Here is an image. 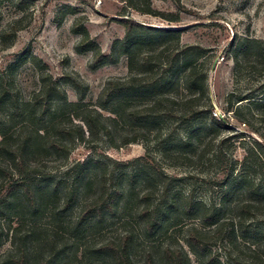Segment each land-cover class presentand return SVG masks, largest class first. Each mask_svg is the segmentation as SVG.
Masks as SVG:
<instances>
[{
	"label": "rangeland",
	"instance_id": "obj_1",
	"mask_svg": "<svg viewBox=\"0 0 264 264\" xmlns=\"http://www.w3.org/2000/svg\"><path fill=\"white\" fill-rule=\"evenodd\" d=\"M129 1L27 0L19 9L10 0L0 1V140H6L0 147V264H123L125 251L129 264H157L167 248L182 249L190 264H204L186 244L193 230L209 244L213 257L227 264H243L233 257L245 256L250 243L264 249V206L250 215L234 209L252 199L264 201V104L236 99L264 95V64H239L241 72L234 77L227 52L233 39L264 40V0H179L181 9L173 0H150L158 16L134 11ZM131 3L141 5L140 0ZM167 16L178 22L162 19ZM120 18L182 29L180 59L201 65L197 76L207 73L208 96L200 99L201 112L190 122L180 116V107L164 102L150 130L120 120L109 136H90L80 121L85 108L95 104L109 81L130 74L124 54L92 70V53L76 51L77 29L84 27L109 55L125 35ZM16 20L22 30L2 40ZM189 46L207 51L197 58L184 51ZM44 75L64 96L48 101L44 85L50 91L53 87L50 81L42 83ZM175 93L188 95L182 84ZM80 97L88 106L70 107ZM189 131L191 145L186 144ZM36 135L40 149L21 152ZM133 137L135 142L124 144ZM49 140L62 143L57 152L48 148ZM234 176L244 183L224 197ZM27 183L44 192L42 208L35 209L34 197L24 194ZM223 199L229 205L222 216L224 231L213 237L214 227L205 226L200 211L188 212L186 206H217ZM238 215L244 232L232 241L229 229ZM249 225L261 233L255 236ZM260 259L256 254L253 264Z\"/></svg>",
	"mask_w": 264,
	"mask_h": 264
},
{
	"label": "trees",
	"instance_id": "obj_2",
	"mask_svg": "<svg viewBox=\"0 0 264 264\" xmlns=\"http://www.w3.org/2000/svg\"><path fill=\"white\" fill-rule=\"evenodd\" d=\"M1 1V0H0ZM16 8H20V5L27 0H10ZM141 5L131 3L129 1V7L134 11L150 15H155V11L151 8L150 0H140ZM175 6L181 9L180 1L173 0ZM122 17V15H119ZM164 16V15H163ZM170 23L176 24L178 21L175 17L162 18ZM118 22L124 27V38L122 40L115 41L112 45L109 55H104L100 47L90 38L87 30L84 27H78L77 32L81 35V40L76 47L78 53L91 52L93 60L90 63L92 70L98 69L104 65L113 64L116 62L118 54H124L128 61V72L130 77L128 79H115L109 81L101 93L99 94L95 104H90V109L84 111V116L80 117L81 122L86 127L91 137L103 134L109 136L110 130L120 120L135 129H152L156 123H158L159 113L164 102L180 107V116L187 122H190L192 118L196 117L201 110L199 109V101L202 97L208 96L207 88V73H202L197 76V70L201 65L196 64L194 59L183 56L182 59L180 48V33L182 29H157L147 27L139 24L138 22L120 18ZM21 20H16L12 23L9 31L4 35V38L14 39L16 34L22 30V27L18 26ZM168 37H171V42H168ZM151 45V48L143 55L141 50L145 45ZM184 49V48H183ZM185 52L191 55H196L197 58L203 56L206 53V49L201 46H189L184 49ZM227 52L230 54L233 62V75L241 72L239 64H249L252 68H256L257 65L264 64V40L252 39L249 37H240L236 40H232L228 45ZM262 64V65H263ZM158 66L163 67L161 70H157ZM247 66V65H246ZM238 68V69H237ZM186 73L181 75L182 72ZM42 83L50 81L53 89L50 91L49 87L44 85L43 93L48 98V101L53 100L55 96H64V93L60 89V86L52 81L51 76L44 75L41 78ZM182 81V82H181ZM80 82H75L74 87L79 88ZM183 85L187 90L188 95L180 96L175 93V90ZM46 87V88H45ZM48 89V90H46ZM174 92V93H173ZM232 98V94L230 95ZM228 99V104H232V101ZM237 103L244 102L255 106H263L264 95L261 98L252 97L251 94L243 96H237ZM64 100V99H63ZM138 103L140 106L129 107L128 104ZM70 107H87L83 103V97H80L79 102L75 104H69ZM17 110L13 111L16 112ZM223 124L222 120L219 121ZM79 139H82V129L78 127ZM193 131H189L187 134V145H191L194 142ZM38 135L31 137L30 140H26L20 148V151L29 150L31 152L38 151L40 149V142L38 141ZM136 139H127L124 144H130L135 142ZM5 137L0 140V147L5 144ZM192 142V143H191ZM48 148L58 151V148L62 146L60 141H48ZM259 146V145H258ZM1 150V149H0ZM5 150V149H3ZM2 150V151H3ZM244 183L242 178L230 177L225 191V196L230 192L237 189L238 186ZM24 194H31L32 206L35 209L42 208L45 204L44 192L40 189H35L29 183L22 185ZM249 189L246 191L248 192ZM252 191V190H251ZM249 191L248 193H250ZM255 192V191H253ZM264 201L253 200L250 203L243 205H237L234 209L240 213L252 214L254 210L258 211L264 206ZM229 205H226L225 199L215 205H202L200 203L189 202L186 206L188 212L200 211L201 220L205 226L214 227L213 237L224 231V224L222 222L223 214L227 210ZM96 206L94 210L97 209ZM188 214V213H187ZM254 214V213H253ZM239 221L232 225L229 229L230 238L232 241H236L239 232L242 235L244 227V220ZM250 229L255 236H258L261 231L256 225H249ZM245 242L246 239H244ZM187 246L191 254L197 259H201L204 264H227L213 257L209 244L202 241V237L196 231H192L188 234ZM230 244H233L230 242ZM256 243H250L249 247H245L246 254L242 258L237 255L233 257L234 261H240L243 264H253L256 254H260L261 259L258 264H264V249L259 251L255 248H251ZM230 257V255H228ZM124 263H128V256L124 254ZM228 260H231L230 258ZM153 263L149 261L147 264ZM16 264V263H6ZM154 264V263H153ZM157 264H190L189 257L181 249L180 251L170 250L169 248L163 251L162 257Z\"/></svg>",
	"mask_w": 264,
	"mask_h": 264
},
{
	"label": "water",
	"instance_id": "obj_3",
	"mask_svg": "<svg viewBox=\"0 0 264 264\" xmlns=\"http://www.w3.org/2000/svg\"><path fill=\"white\" fill-rule=\"evenodd\" d=\"M215 67H216V61L213 63L211 70L214 71Z\"/></svg>",
	"mask_w": 264,
	"mask_h": 264
},
{
	"label": "built area",
	"instance_id": "obj_4",
	"mask_svg": "<svg viewBox=\"0 0 264 264\" xmlns=\"http://www.w3.org/2000/svg\"><path fill=\"white\" fill-rule=\"evenodd\" d=\"M223 60H224V57L222 56V57L218 60V63L223 62Z\"/></svg>",
	"mask_w": 264,
	"mask_h": 264
}]
</instances>
